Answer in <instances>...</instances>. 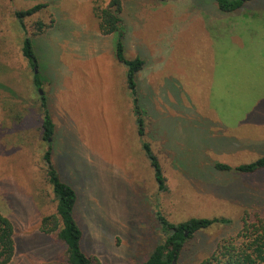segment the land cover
<instances>
[{"label":"rangeland","instance_id":"374dc122","mask_svg":"<svg viewBox=\"0 0 264 264\" xmlns=\"http://www.w3.org/2000/svg\"><path fill=\"white\" fill-rule=\"evenodd\" d=\"M109 1L0 0V214L13 227L9 264H66L56 235L40 230L41 219L55 213V202L41 160L39 92L55 126L52 162L78 194L80 246L91 259L144 264L165 240L159 214L171 224L228 221L198 231L175 264L209 258L222 240L238 233L245 215L251 223L264 221V169L233 170L264 157V129L222 128L207 102L205 32L198 23L182 26L201 6L217 11L215 0H120L125 57L151 62L136 76L143 138L136 131L126 68L113 56L115 38L99 33L94 15ZM39 4L46 7L24 18L23 29L15 12ZM37 22L46 28L32 39L41 83L35 90L21 47ZM213 90L223 102L222 86ZM143 142L158 157L164 193L158 192ZM216 164L232 170H217Z\"/></svg>","mask_w":264,"mask_h":264},{"label":"trees","instance_id":"16d2710c","mask_svg":"<svg viewBox=\"0 0 264 264\" xmlns=\"http://www.w3.org/2000/svg\"><path fill=\"white\" fill-rule=\"evenodd\" d=\"M169 1V0H156ZM252 0H215L221 13H231L241 8L244 3ZM45 4L35 5L32 8L17 11L14 16L21 27L23 19L32 16L45 8ZM121 1L110 0L105 8L96 10L94 15L98 21V31L103 36H114L113 56L118 64L126 68L125 84L130 93L132 113L135 119L136 131L139 138L145 135L144 109L140 105L137 91L136 76L140 74L145 61L139 56L127 59L124 54V26L121 19ZM35 33L22 40L21 53L29 64L32 72V85L34 89L41 88L38 76V65L32 47L33 36L41 34L46 26L42 22L35 24ZM2 86L0 85V90ZM1 103V93H0ZM38 105L41 115V141L45 145L41 160L44 176L49 185L55 202V213L41 219L40 230L44 234H55L58 241L65 248L66 264H101L91 259L81 250V229L75 218V209L78 204V194L72 186L64 182L59 171L52 162V144L55 136V126L47 109L45 97L38 95ZM144 156L153 170L154 180L158 192L167 191L166 181L158 157L153 153L150 145L143 142L141 145ZM215 168L221 171L232 170L227 165L216 164ZM264 169V157L256 161L233 168L243 174H252ZM159 214V213H158ZM157 221L165 234V240L156 245L148 255L144 264H172L176 262L188 241L195 234L208 229L214 224L228 223L227 220L191 218L178 224L168 223L163 216L157 215ZM15 241L13 227L9 220L0 214V264H9L14 256ZM200 264H264V221L257 219L249 222L248 216L242 217V226L238 233L222 240L213 254Z\"/></svg>","mask_w":264,"mask_h":264},{"label":"crops","instance_id":"0c3cea01","mask_svg":"<svg viewBox=\"0 0 264 264\" xmlns=\"http://www.w3.org/2000/svg\"><path fill=\"white\" fill-rule=\"evenodd\" d=\"M206 6L182 26L198 23L205 32L201 45L207 50L202 54L210 83L207 102L221 118L224 130L236 131L250 124L264 129V0L246 2L231 13L218 8L208 11ZM216 55L220 67H215ZM148 65L151 62L145 61L141 73ZM159 68L155 65L154 70ZM214 84L222 86L223 102L215 97Z\"/></svg>","mask_w":264,"mask_h":264},{"label":"water","instance_id":"95a60500","mask_svg":"<svg viewBox=\"0 0 264 264\" xmlns=\"http://www.w3.org/2000/svg\"><path fill=\"white\" fill-rule=\"evenodd\" d=\"M39 94L41 95L42 93H41V92H39ZM172 264H175V262L173 261V262H172Z\"/></svg>","mask_w":264,"mask_h":264}]
</instances>
